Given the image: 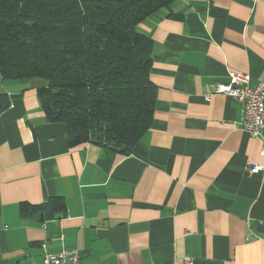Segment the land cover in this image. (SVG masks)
I'll list each match as a JSON object with an SVG mask.
<instances>
[{"label": "crops", "instance_id": "crops-1", "mask_svg": "<svg viewBox=\"0 0 264 264\" xmlns=\"http://www.w3.org/2000/svg\"><path fill=\"white\" fill-rule=\"evenodd\" d=\"M137 28L156 98L128 154L69 146L41 107L43 81L0 75V264L62 247L79 264H264V128L241 129V104L216 91L231 73L264 82V0H174ZM52 196L65 212L20 214Z\"/></svg>", "mask_w": 264, "mask_h": 264}, {"label": "trees", "instance_id": "trees-1", "mask_svg": "<svg viewBox=\"0 0 264 264\" xmlns=\"http://www.w3.org/2000/svg\"><path fill=\"white\" fill-rule=\"evenodd\" d=\"M174 0H0V75L38 78L46 119L64 123L69 146L109 145L128 154L150 127L156 86L151 39L137 25ZM51 218L61 196L20 202Z\"/></svg>", "mask_w": 264, "mask_h": 264}, {"label": "built area", "instance_id": "built-area-1", "mask_svg": "<svg viewBox=\"0 0 264 264\" xmlns=\"http://www.w3.org/2000/svg\"><path fill=\"white\" fill-rule=\"evenodd\" d=\"M222 92L241 104L238 126L252 136L260 135L264 128V82L252 85L248 74L231 73L228 83L218 85ZM209 95H206L208 97ZM263 169L260 163H251L249 172ZM186 264H193L191 257H184ZM80 255L75 247H62L57 251L44 249L41 264H79Z\"/></svg>", "mask_w": 264, "mask_h": 264}, {"label": "water", "instance_id": "water-1", "mask_svg": "<svg viewBox=\"0 0 264 264\" xmlns=\"http://www.w3.org/2000/svg\"><path fill=\"white\" fill-rule=\"evenodd\" d=\"M258 229H259V230H262V229L264 230V225H260V224H258Z\"/></svg>", "mask_w": 264, "mask_h": 264}]
</instances>
